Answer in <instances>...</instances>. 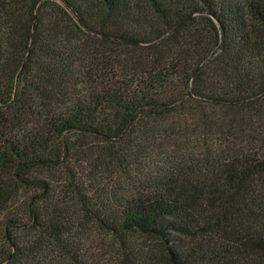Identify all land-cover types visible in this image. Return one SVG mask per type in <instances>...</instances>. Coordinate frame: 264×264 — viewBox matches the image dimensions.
<instances>
[{
    "label": "trees",
    "instance_id": "1",
    "mask_svg": "<svg viewBox=\"0 0 264 264\" xmlns=\"http://www.w3.org/2000/svg\"><path fill=\"white\" fill-rule=\"evenodd\" d=\"M0 117V264H264V0H0Z\"/></svg>",
    "mask_w": 264,
    "mask_h": 264
},
{
    "label": "rangeland",
    "instance_id": "2",
    "mask_svg": "<svg viewBox=\"0 0 264 264\" xmlns=\"http://www.w3.org/2000/svg\"><path fill=\"white\" fill-rule=\"evenodd\" d=\"M119 52H120V50H119ZM101 58H102V63H106V61H108L109 59H114V58H116V55L114 54V52L112 51V47H111V45H109V44H107V48H104V50H103V53H102V56H101ZM5 106L6 105H4V104H1V107H3V109H5ZM6 111V110H5ZM4 112V111H3ZM2 112V113H3ZM0 123H1V125H3L5 122H4V118H1L0 117ZM5 125V124H4ZM3 125V126H4ZM143 164H146V165H148L146 168H147V170L148 169H153L154 168V166H155V164H150V162H144ZM90 166H92V165H89L88 166V168H90ZM152 167V168H151ZM96 235H97V232L95 233Z\"/></svg>",
    "mask_w": 264,
    "mask_h": 264
},
{
    "label": "water",
    "instance_id": "3",
    "mask_svg": "<svg viewBox=\"0 0 264 264\" xmlns=\"http://www.w3.org/2000/svg\"><path fill=\"white\" fill-rule=\"evenodd\" d=\"M192 95V94H191Z\"/></svg>",
    "mask_w": 264,
    "mask_h": 264
}]
</instances>
